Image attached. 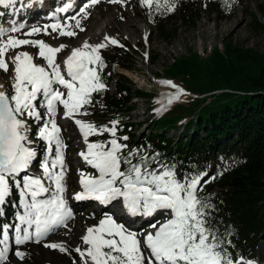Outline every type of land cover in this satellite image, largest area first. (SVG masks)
<instances>
[{"label": "snow or ice", "instance_id": "6c2138e0", "mask_svg": "<svg viewBox=\"0 0 264 264\" xmlns=\"http://www.w3.org/2000/svg\"><path fill=\"white\" fill-rule=\"evenodd\" d=\"M16 2L0 0V6L8 7ZM108 2L125 5L127 0ZM234 2L225 0L228 5ZM99 3L100 0H86L75 15L63 22L54 16V23L33 26L23 35L57 33L60 37H74L77 32L73 27L84 31L82 20L90 16L88 9ZM139 3L148 9L151 19L154 13L175 11L178 0H139ZM70 7L71 4L65 3L58 12L66 13ZM70 21H74V26ZM24 28L23 23H13L8 29L0 27V70L8 73L11 66L13 73L11 92L0 90V216L13 188L18 192L21 209L15 213L17 223L0 225V264H6L9 258L10 229H14L17 246L14 255L23 261L28 254L20 246L45 241L58 229H67L68 221L74 218L64 195L67 145L56 119L61 107L63 118L72 119L79 129L85 149L78 155L91 169L78 170L81 190L73 198L95 200L104 206L122 200L123 208L132 218H150L158 213L163 217V222L160 219L150 222V231H142L118 222L113 214L103 213L98 223L89 226L80 237L83 246L74 248L79 264H258L243 255L234 258L229 251L234 247L229 238L233 233L226 230L222 234L212 223L210 210L214 206L209 198L200 195L201 182H208L204 180L206 173L178 175L175 165L160 161L158 153L148 156L138 149L126 152L127 144L120 141L128 137H117L118 119L98 126L76 118L88 115L87 107L93 104L94 94L106 90L101 75L106 64L100 50L109 44L124 46L107 35L97 44L85 40L81 46L72 48L62 62H57V54L67 45L51 46L43 39L14 35ZM23 46L38 51L32 54L18 50ZM37 59L43 63H36ZM161 83L176 89L168 94V104L185 92L170 80ZM3 88L0 84V89ZM29 120L39 122L35 136L44 143L39 175L29 173L38 157L29 138L32 130ZM105 133L110 136L108 140L89 139ZM44 247L71 254L65 241L44 243ZM72 264H78L77 260L73 259Z\"/></svg>", "mask_w": 264, "mask_h": 264}, {"label": "trees", "instance_id": "16d2710c", "mask_svg": "<svg viewBox=\"0 0 264 264\" xmlns=\"http://www.w3.org/2000/svg\"><path fill=\"white\" fill-rule=\"evenodd\" d=\"M240 4L241 0L230 5L225 0H178L175 11L154 13L150 19L148 9L139 0L132 1L138 15L144 16L168 43L176 32L170 28L171 20L179 19L195 29L203 15L202 6L207 14L227 19ZM253 25L255 32L264 33V24L256 15ZM122 45L100 50L106 64L101 75L107 87L94 94L93 104L87 107L89 114L79 118L98 126L118 119L117 137H128L120 141L127 144L126 152L138 149L148 156L158 153L160 161L175 165L178 175L202 174L208 168L204 179L208 182L201 184L200 195L214 206L210 210L212 223L222 234L226 230L233 233L229 238L234 247L229 251L234 258L256 256V245L264 232V54L223 40L207 55L188 48L173 57L164 72L182 80L192 95L173 100L151 122L148 134L139 136L136 130L140 123L131 117L134 101L153 94L135 87L126 74L117 71L133 69L130 45L123 41ZM151 60L155 63L157 57ZM111 84L114 92L109 90ZM171 130H178L177 136ZM93 137V141L110 138L107 133ZM36 148L44 153L42 142ZM11 197L19 200L15 188ZM14 213L12 207H5L0 225L2 220H14Z\"/></svg>", "mask_w": 264, "mask_h": 264}, {"label": "rangeland", "instance_id": "374dc122", "mask_svg": "<svg viewBox=\"0 0 264 264\" xmlns=\"http://www.w3.org/2000/svg\"><path fill=\"white\" fill-rule=\"evenodd\" d=\"M132 1L133 0H127L125 5H120L110 4L108 0H100L98 6L88 10L90 16L82 20L84 31H80L73 27V30L77 32V35L74 37H60L57 33H52L51 36L40 33L33 37H25L23 33H20L17 36L19 38L43 39L51 46H59L60 44L67 45L66 49L57 54V62H62V60L70 54L72 48L81 46L85 40L90 44H97L103 42L104 37L107 35L116 38L120 44H122V41L128 43L130 45L128 52L133 62V69L118 68L117 71L126 74L135 87L153 94L152 96L137 98L134 101L135 105L134 110L131 112V117L136 123H140V126L136 130V135L141 136L142 134H148L151 128V122L165 112L168 94L176 91V89L172 88L170 85L161 83V81L170 80L180 88H183L185 92L180 96L184 94L192 95L187 90L182 80L168 76L164 72L167 65L174 60L173 57L185 53L188 48H192L195 51L207 55L215 46L221 45L223 40H232L242 47H253L258 52L264 54V33L255 32L253 25L254 15L264 24V0H241V4L237 7L233 16L227 19H220L214 13L207 14L206 7L202 6L203 15L195 29L184 25L179 19H173L171 20L170 28H175L176 32L172 43H168V41L153 30L151 24L144 16L138 15V10L136 6H132ZM261 8L263 12L260 10ZM121 17H123V19H121ZM70 23L74 26V21H70ZM146 36L147 40H145ZM110 46L114 45L109 44L106 48ZM18 50L28 51L32 54L38 51L37 48L31 46H24ZM145 53H147V58H145ZM9 55H14V53H9ZM154 57H157L155 63L151 60V58ZM36 63H43V60L37 59ZM12 74L11 66L8 73H4L0 70V84L4 86V88L0 90L11 92L10 80ZM109 90L110 92L115 91L114 84L110 85ZM157 109L161 110L157 111ZM76 118L82 119L79 118V115ZM56 119L61 127V135L64 142L66 143L70 140V144L74 149L84 148L85 146L78 127L72 119L63 118L62 107L59 109ZM38 123L39 122L29 120V125L32 129L29 132V138L33 140L31 146L35 149L36 144L39 142L35 136ZM182 129L183 127L180 128V130ZM171 134L177 136L178 130H171ZM89 139L93 141L94 137L91 136ZM42 144L44 146L43 142ZM70 155L77 160L78 154L76 151H72ZM34 163L35 165L40 164L38 157ZM67 168V181L73 180L75 177H77L78 181L79 175L77 168L73 166ZM89 171H91V169ZM40 172L41 171H36L34 166L29 169L30 174H38ZM207 172L208 168L203 173L207 174ZM202 183H204V181H202L201 184ZM66 186V192H68L69 195L76 189H79L76 183H73V185L70 183ZM18 201L19 200L13 201L11 196L8 197L7 203L2 206L3 214L5 215V207L7 206L12 207L15 213L21 211ZM101 217V212L91 207L88 208L86 204H78L77 214L68 224L67 229H58L56 233L49 235L46 240L41 243L30 242L24 246H20L22 250L28 254L23 261L15 257L14 250L17 246L14 244L9 251V258L6 264H72L73 259H76L79 264V257L78 254L74 252V248L77 245L83 246L80 237L85 234L89 226L95 225L91 223L93 220H99ZM117 221L121 222L119 220ZM4 223L7 222L1 221V225ZM15 223H17L16 219L10 220L8 224L14 225ZM13 231L14 229L9 230V242L11 243L14 239ZM57 241H65L71 254L61 253L58 250L44 247V243ZM255 255L253 260L258 261L260 259V261H264V232L258 239Z\"/></svg>", "mask_w": 264, "mask_h": 264}, {"label": "bare ground", "instance_id": "6f19581e", "mask_svg": "<svg viewBox=\"0 0 264 264\" xmlns=\"http://www.w3.org/2000/svg\"><path fill=\"white\" fill-rule=\"evenodd\" d=\"M18 1H21V0H18ZM64 1V0H62ZM22 2H24V0H22ZM67 2V1H66ZM23 4V3H22ZM18 18L20 16H22V10L20 8V10L18 11ZM43 13H44V10L41 9L40 11H36V12H33L32 10H27L23 15L25 16L24 18L27 19L28 21L32 22V21H35V20H38V18L42 17L43 16ZM20 14V15H19ZM6 26H4L3 28H5ZM72 159V164H70L71 166H73L74 168H77V170H79L78 166L75 165V163L73 162L75 158L73 157H70V160ZM79 179V177H78ZM73 185V183H76L78 186H79V183L77 181V177L73 178V180H69L67 181L66 185L70 184V183ZM118 202H115L114 205L117 206ZM108 208L104 209L103 211L107 212V213H110V214H114L113 210H111L109 207L110 206H107ZM92 213V212H91ZM103 214V212L101 213ZM119 221L122 220V221H125L126 223V226L130 227L131 229L133 230H136V229H140L142 231H150V227H149V224L150 222H152L153 220L155 219H160L161 221L163 220V217L160 216V214L158 213L155 217H150V218H147V219H143V220H140V218H135L136 220V223H130V222H127L128 220H126V218L124 216H120L118 217ZM99 220L95 219L93 220L91 223H94V224H97ZM139 222V224H138ZM137 225V226H136Z\"/></svg>", "mask_w": 264, "mask_h": 264}]
</instances>
